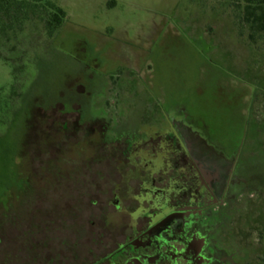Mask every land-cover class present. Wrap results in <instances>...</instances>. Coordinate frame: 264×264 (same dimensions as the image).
Returning a JSON list of instances; mask_svg holds the SVG:
<instances>
[{
  "label": "rangeland",
  "instance_id": "obj_1",
  "mask_svg": "<svg viewBox=\"0 0 264 264\" xmlns=\"http://www.w3.org/2000/svg\"><path fill=\"white\" fill-rule=\"evenodd\" d=\"M43 1L67 13L52 37L42 7L0 36V264H59L77 203L87 233L119 214L115 195L162 199L173 114L195 142L239 152L254 180L235 233L244 264H264V32L251 38L244 0ZM132 170L151 185H124Z\"/></svg>",
  "mask_w": 264,
  "mask_h": 264
},
{
  "label": "flooded vegetation",
  "instance_id": "obj_2",
  "mask_svg": "<svg viewBox=\"0 0 264 264\" xmlns=\"http://www.w3.org/2000/svg\"><path fill=\"white\" fill-rule=\"evenodd\" d=\"M170 123L174 132L168 137L179 151L172 152V156L167 151L163 158L164 171L158 175L163 176L164 197L152 201L115 195L109 206L119 214L103 216V226L97 232L96 220L89 218L91 231L87 233L80 231L79 203L72 206L74 216L66 217L73 224V231L71 237H66L70 241L61 242L67 254L59 258V264H244L247 261V250L240 246L235 233L233 207L242 195L251 192L249 184L254 177L240 163L239 152L213 150L212 143L217 141L209 135L211 140L199 136L195 142L192 134L197 136L199 132H190L193 122L187 116L173 114ZM123 156L131 165L135 163L132 158L139 159L127 150ZM132 173L133 170L122 177L124 185L151 177L150 172H143L144 177L142 171L137 177L129 176ZM169 179H174L176 184L171 185ZM141 183L147 186V182ZM89 203L97 204L93 199ZM62 217L57 216L54 222ZM83 238L87 239L84 244L87 253L80 261L77 253ZM45 240L48 245V236Z\"/></svg>",
  "mask_w": 264,
  "mask_h": 264
},
{
  "label": "trees",
  "instance_id": "obj_3",
  "mask_svg": "<svg viewBox=\"0 0 264 264\" xmlns=\"http://www.w3.org/2000/svg\"><path fill=\"white\" fill-rule=\"evenodd\" d=\"M244 3V22L249 24L254 39V34L264 32V0H244ZM38 7L51 11L46 24L52 37L64 24L67 13L56 4L43 0H0V36L8 37L15 24L22 30L30 13H35Z\"/></svg>",
  "mask_w": 264,
  "mask_h": 264
}]
</instances>
